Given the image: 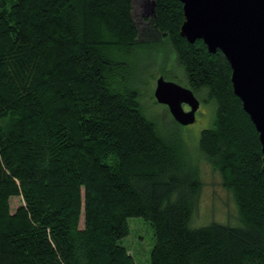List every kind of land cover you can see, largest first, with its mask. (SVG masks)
<instances>
[{
	"label": "trees",
	"instance_id": "1",
	"mask_svg": "<svg viewBox=\"0 0 264 264\" xmlns=\"http://www.w3.org/2000/svg\"><path fill=\"white\" fill-rule=\"evenodd\" d=\"M154 2L142 35L134 0H0V264H135L129 217L152 226L150 264H264L263 154L230 65L180 35L179 0ZM164 47L214 110L196 147L141 103L134 59ZM200 158L238 225L190 227Z\"/></svg>",
	"mask_w": 264,
	"mask_h": 264
},
{
	"label": "water",
	"instance_id": "2",
	"mask_svg": "<svg viewBox=\"0 0 264 264\" xmlns=\"http://www.w3.org/2000/svg\"><path fill=\"white\" fill-rule=\"evenodd\" d=\"M179 1L180 35L190 43L201 39L209 52L220 50L228 61L233 92L258 132L264 170V0ZM140 6L151 21L154 0H143ZM154 98L167 106L178 124L195 122L201 101L189 87L159 75Z\"/></svg>",
	"mask_w": 264,
	"mask_h": 264
},
{
	"label": "rangeland",
	"instance_id": "3",
	"mask_svg": "<svg viewBox=\"0 0 264 264\" xmlns=\"http://www.w3.org/2000/svg\"><path fill=\"white\" fill-rule=\"evenodd\" d=\"M142 1L134 0L133 18L135 21H138L139 17H144L143 8L140 6ZM143 26H137L139 30L142 28L140 31L142 35L145 30ZM134 61V66L137 68L135 80L139 87L141 103L147 116L160 123L164 133L177 126L179 131L183 133L185 142H188V147H196L201 130L211 125L214 111L210 103L206 104L201 101L200 96H203V92L200 93V96H197L201 102L196 111L195 122L180 127L175 124L167 106L156 102L154 98L156 79L159 75H162L160 72L161 65L166 70V79L188 87L187 79L172 50L167 47L165 52L153 49L147 53L139 54ZM183 107L187 109L186 105H183ZM198 162L202 186L197 207L190 220V227H200L211 222L238 225L236 204L232 194L222 186L220 175L203 158H200ZM22 203L21 196L10 197V212L13 213ZM127 220L128 234L118 240L119 244L127 249L135 264H150V253L154 245L152 226L141 217H129ZM82 226L83 218L81 216L79 227L81 228Z\"/></svg>",
	"mask_w": 264,
	"mask_h": 264
},
{
	"label": "flooded vegetation",
	"instance_id": "4",
	"mask_svg": "<svg viewBox=\"0 0 264 264\" xmlns=\"http://www.w3.org/2000/svg\"><path fill=\"white\" fill-rule=\"evenodd\" d=\"M144 15V14H143ZM145 18V19H144ZM135 21V20H134ZM136 25H144L143 28H150L153 25V18L151 21H149V18L144 15V17H139L138 21H135ZM142 29V28H141ZM140 29V31H141ZM144 33V32H143ZM142 34V32L140 33ZM188 109V107H187Z\"/></svg>",
	"mask_w": 264,
	"mask_h": 264
}]
</instances>
